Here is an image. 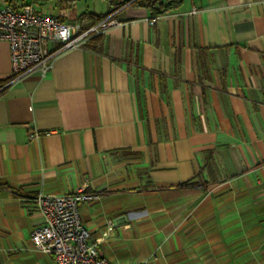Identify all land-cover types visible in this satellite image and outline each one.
<instances>
[{
    "label": "crops",
    "instance_id": "1",
    "mask_svg": "<svg viewBox=\"0 0 264 264\" xmlns=\"http://www.w3.org/2000/svg\"><path fill=\"white\" fill-rule=\"evenodd\" d=\"M101 1L55 14L119 23L45 74L4 85L0 40V264H54L33 199L84 178L99 197L79 215L93 238L114 224L97 244L112 264H264V0Z\"/></svg>",
    "mask_w": 264,
    "mask_h": 264
},
{
    "label": "built area",
    "instance_id": "2",
    "mask_svg": "<svg viewBox=\"0 0 264 264\" xmlns=\"http://www.w3.org/2000/svg\"><path fill=\"white\" fill-rule=\"evenodd\" d=\"M119 22L113 13L88 22L85 18L64 20L55 14L37 11L31 3L14 6L0 2V40L9 45L11 60L10 79H21L39 71L45 74L53 58L67 49L80 47L88 39L105 33ZM150 24L154 19L149 20ZM3 84H0V90ZM40 132L32 129L29 139ZM89 178L74 190L60 194H38L32 208L42 215V223L31 231L33 245L53 256L54 264H112L97 251V244L113 230L109 222L99 237L93 238L79 215L81 203L96 200L99 195L87 190ZM132 264H149L139 260Z\"/></svg>",
    "mask_w": 264,
    "mask_h": 264
},
{
    "label": "rangeland",
    "instance_id": "3",
    "mask_svg": "<svg viewBox=\"0 0 264 264\" xmlns=\"http://www.w3.org/2000/svg\"><path fill=\"white\" fill-rule=\"evenodd\" d=\"M8 0H0V2ZM16 2L33 3L35 8H39L42 13L64 14L72 16L74 13H80L86 10H93L97 14L104 13L107 10V2L101 0H11ZM88 8V9H87Z\"/></svg>",
    "mask_w": 264,
    "mask_h": 264
},
{
    "label": "trees",
    "instance_id": "4",
    "mask_svg": "<svg viewBox=\"0 0 264 264\" xmlns=\"http://www.w3.org/2000/svg\"><path fill=\"white\" fill-rule=\"evenodd\" d=\"M4 3H8V4H11V5H14V6H19L20 3H24L25 1H21V2H16V1H11V0H8V1H3ZM181 0H169V2H167L166 4H164L163 2H159V3H156V1L154 0H145V3L144 5L149 8V9H155V11H159V12H164V11H167L169 9H172V8H175L177 7L179 4H180ZM27 3V2H26ZM119 4V3H118ZM33 5V3H32ZM35 8V7H34ZM36 9V8H35ZM37 10V9H36ZM38 11V10H37ZM196 182L194 180H188L184 183H182L181 185L182 186H189V185H193L195 184Z\"/></svg>",
    "mask_w": 264,
    "mask_h": 264
}]
</instances>
